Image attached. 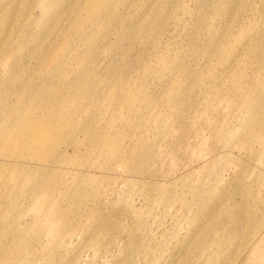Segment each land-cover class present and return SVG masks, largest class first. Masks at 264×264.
Listing matches in <instances>:
<instances>
[{"label":"rangeland","instance_id":"1","mask_svg":"<svg viewBox=\"0 0 264 264\" xmlns=\"http://www.w3.org/2000/svg\"><path fill=\"white\" fill-rule=\"evenodd\" d=\"M90 1L0 0V264H264V0Z\"/></svg>","mask_w":264,"mask_h":264},{"label":"bare ground","instance_id":"2","mask_svg":"<svg viewBox=\"0 0 264 264\" xmlns=\"http://www.w3.org/2000/svg\"><path fill=\"white\" fill-rule=\"evenodd\" d=\"M97 2H98V0H96L95 2H93V0H91L90 3H89L90 5H89V7H88V11H90V10L92 11V10H93V6H95V4H96Z\"/></svg>","mask_w":264,"mask_h":264}]
</instances>
